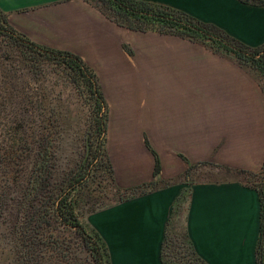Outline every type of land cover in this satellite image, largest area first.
<instances>
[{"label": "crops", "instance_id": "0c3cea01", "mask_svg": "<svg viewBox=\"0 0 264 264\" xmlns=\"http://www.w3.org/2000/svg\"><path fill=\"white\" fill-rule=\"evenodd\" d=\"M147 1L264 43V6ZM0 7L17 31L80 55L96 71L117 185H147L86 218L113 264H184L194 254L205 264H231L239 254L240 264H258L261 201L240 178L264 163V87L254 72L200 42L121 26L89 0H0Z\"/></svg>", "mask_w": 264, "mask_h": 264}, {"label": "trees", "instance_id": "16d2710c", "mask_svg": "<svg viewBox=\"0 0 264 264\" xmlns=\"http://www.w3.org/2000/svg\"><path fill=\"white\" fill-rule=\"evenodd\" d=\"M89 1L121 26L177 35L231 57L254 72L264 87V43L249 45L218 24L160 3L147 0ZM240 1L264 6V0ZM0 36H4L10 47L22 55V62L31 74L30 86H38L40 95L38 102H30L31 107L25 114L27 137L33 138L37 126L41 127V135L35 142L38 147L36 156L30 162L33 155L28 151L23 162L21 193L10 227L14 264H113L103 235L83 217L81 191L99 170L107 173L112 188L119 195V200L112 205L146 193L147 185L131 188L117 185L106 146L109 106L99 77L80 55L39 44L17 31L1 7ZM66 91H74L78 101L82 102V109L86 108L87 119L81 161L63 168L58 167V152L63 136L62 119L66 116L62 104ZM49 97L58 101L56 108L49 106ZM27 137L24 142L27 143L26 150L31 144ZM159 171L160 161L157 159L155 174ZM241 173L247 177L249 186L259 193L261 223L257 259L258 264H264V163L258 172Z\"/></svg>", "mask_w": 264, "mask_h": 264}, {"label": "rangeland", "instance_id": "374dc122", "mask_svg": "<svg viewBox=\"0 0 264 264\" xmlns=\"http://www.w3.org/2000/svg\"><path fill=\"white\" fill-rule=\"evenodd\" d=\"M22 60V55L10 47L4 36H0V264H14L10 227L21 193L23 162L28 151L33 155L30 162L36 156L38 147L35 142L40 140L41 135V127L37 126L33 138L27 137L29 131L25 114L31 107L30 102H38L40 95L36 84L37 88H34V84L30 86L31 74ZM48 104L56 108L58 101L49 97ZM62 104L66 116L62 119L63 136L58 152V167L64 168L81 161L87 115L84 111L86 108L82 109V102L78 101L74 91L63 94ZM26 137L31 142L28 150L25 147L27 143H24ZM240 178L250 184L243 174H240ZM81 195L85 220L93 211L111 206L119 200L110 178L102 170L82 189ZM241 258L242 254H239L236 261L229 263L240 264ZM200 259L201 256L194 254L184 264H203ZM182 261L180 259L178 264H182Z\"/></svg>", "mask_w": 264, "mask_h": 264}]
</instances>
